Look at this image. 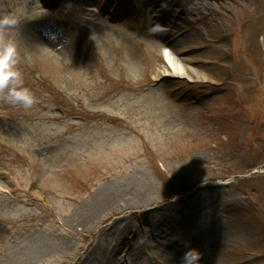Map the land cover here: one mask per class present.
<instances>
[{"label":"rangeland","instance_id":"374dc122","mask_svg":"<svg viewBox=\"0 0 264 264\" xmlns=\"http://www.w3.org/2000/svg\"><path fill=\"white\" fill-rule=\"evenodd\" d=\"M3 16L35 103L0 90L2 264H264L263 0H0ZM180 48L190 78H156Z\"/></svg>","mask_w":264,"mask_h":264},{"label":"clouds","instance_id":"9594fccd","mask_svg":"<svg viewBox=\"0 0 264 264\" xmlns=\"http://www.w3.org/2000/svg\"><path fill=\"white\" fill-rule=\"evenodd\" d=\"M17 21L10 16L0 17V33L16 25ZM17 46L11 42H0V90L7 89L6 99L11 103L22 104L30 108L35 99L29 89L22 87L21 74L15 70ZM201 253L189 248L182 258V264H199Z\"/></svg>","mask_w":264,"mask_h":264},{"label":"bare ground","instance_id":"6f19581e","mask_svg":"<svg viewBox=\"0 0 264 264\" xmlns=\"http://www.w3.org/2000/svg\"><path fill=\"white\" fill-rule=\"evenodd\" d=\"M183 50V48H180L179 50H177L176 54H174L170 50L163 51L165 62L171 69V72L166 67H164L163 70L157 72L156 78H162L164 75H169L170 77H174L175 79L190 78L188 77L183 64L186 59H181L180 57H178L183 52ZM112 198L113 196H107L102 202L100 208L105 206L110 200H112ZM22 254L24 253H20V255ZM0 264L2 263L0 262ZM13 264H16V262Z\"/></svg>","mask_w":264,"mask_h":264},{"label":"trees","instance_id":"16d2710c","mask_svg":"<svg viewBox=\"0 0 264 264\" xmlns=\"http://www.w3.org/2000/svg\"><path fill=\"white\" fill-rule=\"evenodd\" d=\"M176 183H175V186L173 188H175V191L178 193V194H182L188 190H190L192 187H191V184L189 183L190 181V178L187 176V175H179L177 178H176Z\"/></svg>","mask_w":264,"mask_h":264}]
</instances>
